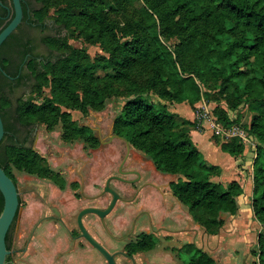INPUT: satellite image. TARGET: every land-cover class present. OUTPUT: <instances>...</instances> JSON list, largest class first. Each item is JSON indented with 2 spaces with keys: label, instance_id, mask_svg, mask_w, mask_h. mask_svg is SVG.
<instances>
[{
  "label": "trees",
  "instance_id": "16d2710c",
  "mask_svg": "<svg viewBox=\"0 0 264 264\" xmlns=\"http://www.w3.org/2000/svg\"><path fill=\"white\" fill-rule=\"evenodd\" d=\"M26 1L33 3L35 22L51 20L66 36L59 32L42 38L44 46L56 53L53 59L26 62L33 79L31 93L49 89V98L40 103L31 97L19 99L13 107L0 85L4 128L0 168L5 174L13 180L12 167L41 179L57 177L37 152L11 140L15 124L43 125L47 131L60 126L64 143L82 142L96 149L100 142L93 132L76 125L63 109L87 115L89 110L102 111L110 98H126L112 133L149 159L156 172L177 177L168 183L172 196L204 234L215 236L225 225L224 216L239 211L245 187L235 181L226 186L213 181L221 169L203 159L190 137L191 131L201 130L197 121L178 117L166 103L186 104L194 110L201 99L210 97L208 92H216L228 112L220 110L213 117L224 127L240 125L256 143L249 202L260 226L253 255L257 264H264V0H112L111 5L105 0H83L78 9L56 4L52 13L49 0ZM114 5L135 7L140 21L137 33L121 35L108 22L105 10H114ZM75 33L86 43L98 45L104 55L90 60L85 49L65 51ZM170 36L179 39L174 49L168 45ZM10 42L15 56L30 52L22 37L13 34L4 45ZM7 63L0 57V67L15 76ZM150 92L158 106L152 104ZM240 106L252 113L247 125L241 122ZM234 111L236 117L230 120L229 113ZM213 141L233 158L247 152L235 139ZM2 208L0 194V213ZM5 243L10 251V229ZM154 245V241L140 242L132 252L148 251ZM185 264L217 263L195 249Z\"/></svg>",
  "mask_w": 264,
  "mask_h": 264
},
{
  "label": "rangeland",
  "instance_id": "374dc122",
  "mask_svg": "<svg viewBox=\"0 0 264 264\" xmlns=\"http://www.w3.org/2000/svg\"><path fill=\"white\" fill-rule=\"evenodd\" d=\"M49 1L51 3L49 10L50 13H52L56 8L61 6H72L78 9L83 0ZM105 1L106 3H110V5L112 4V0ZM56 4H58V7H55ZM114 6V10H110L109 7L105 10L107 12L108 22L121 35H133L137 33L136 31L137 27L140 25V21L135 7L130 5ZM32 35L38 40L42 37L36 33ZM178 43L179 39L176 36L169 37L168 45L171 49H174ZM73 49H85L90 60L104 55L98 45L86 43L82 38L78 37L76 33L68 38L65 51H71ZM38 52L44 55L46 53L44 46H39ZM208 95H210V97L203 100L212 116L220 110L228 112L226 102L221 101L216 92H208ZM150 96L154 100L157 99L151 92ZM29 97H31L34 102L40 103L43 99L50 97L49 89H43L39 93L33 92V94L31 93V89L27 90L25 93H17L10 98L12 106L15 107L19 99L22 98L25 100ZM125 101L126 98H110L105 102L102 111L94 112L89 110L87 115H82L78 111L63 109V111L70 113L71 119L76 125L87 127L93 132V135L100 142L95 151L89 150L82 142L64 143L59 138L60 126L56 127L53 132L48 133L43 125L38 126L36 139L31 143L33 150L44 156L48 160L51 168L62 173L68 183L72 180L83 183L85 195L100 193L106 179L116 174L119 156L125 154L127 150L125 143L118 138H114V134L112 133L113 121L120 113ZM152 104L158 106L157 100L153 101ZM197 107H199L198 104L195 105L193 110L194 113H196ZM238 110L242 117L241 122L244 125L249 124L252 113H250L246 107L242 106H240ZM236 113V111L231 112L233 118L236 117ZM198 128L201 129L200 131L203 130L207 132L205 126H198ZM209 135L211 134L209 133ZM212 138L221 142V140L214 135ZM128 151L133 158L134 163L132 166L137 164L141 166V169H145L159 189L158 193H155L148 203L153 209L156 220H163L165 226L176 230V234L172 237L173 250L171 251V255H173V260H170L169 252L166 250L167 248H165V244L161 240L153 254L138 256L135 260L136 264H185L195 249H199L206 254L212 251L215 254L216 261L218 263L220 262V264H257V259L253 255V252L256 251V240L260 231V226L254 219L252 223V220L248 218V222L245 225L243 224L244 226L238 222H235V225H233L232 220L225 216V226L227 225V227L224 228V226L217 235L208 238L201 227L191 223L187 209L180 205L169 191L168 183L175 182L177 177L155 172L151 161L143 154L132 147H130ZM11 173L16 181L20 202L18 207V219L13 231V243L15 244V253L13 257L15 263L54 264L50 263L49 256L45 251V228L41 221L44 215V209L41 200L44 194L50 192V188H52L51 194H53L55 188L44 179L19 173L12 167ZM48 185L51 187L49 188ZM110 186L120 196V200L116 203L107 221L108 229L117 239L122 237L129 230L130 224L135 219L136 211L142 207L144 200H142L139 205H136V201L127 204L125 200H123L121 192L123 185L116 181H111ZM64 196L70 198L68 186L66 187ZM105 199L108 200L109 195H104V198L100 199L99 203H102ZM89 203V201L82 199L80 207L89 205ZM239 205L244 207L245 201L240 200ZM164 210H167L169 214L163 215ZM73 219L74 217L69 220V225L71 226L73 224ZM236 221H238V219ZM84 223L96 240L105 245L108 250L123 251L124 244L119 241H110V239L103 234L95 217L87 216L84 219ZM35 225L38 226L34 231ZM145 227V218H138L135 222V231L137 232ZM32 233H34L33 238L30 240ZM59 237L60 239L57 241L55 247H61L64 250L72 247V243L67 239L62 230L59 231ZM28 241L29 243L27 244ZM26 245L27 250L25 254L23 249ZM82 256L85 257L82 251L72 254V256H69L70 262L66 264H79L82 262L79 261ZM89 257L90 255L86 256V258ZM96 259V262L93 264H105L97 254ZM115 263L130 264L126 259L120 256L116 258Z\"/></svg>",
  "mask_w": 264,
  "mask_h": 264
},
{
  "label": "flooded vegetation",
  "instance_id": "af4514ba",
  "mask_svg": "<svg viewBox=\"0 0 264 264\" xmlns=\"http://www.w3.org/2000/svg\"><path fill=\"white\" fill-rule=\"evenodd\" d=\"M21 7L23 11V18L20 25L11 35H17L22 37V41L24 43H28L30 52L27 53L23 57L15 56L13 54L14 48L10 44H5L4 42L11 36H9L3 44L0 46V57L1 59L8 60L6 66L8 67V71L15 73V76H10L0 67V85L2 86V91L7 94L9 100L11 101V97L15 94L25 93L27 90L31 89L33 84L32 76L27 71L26 62L28 59H35L37 63L44 61V59H53L56 56V53L50 51L44 44L42 43V38L45 36H58L59 32H61V36H65V31H60V29L54 25L51 20H44L42 23L35 22L31 9L34 7L33 3L26 0H22ZM13 18V9L10 0H0V31L11 21ZM36 33L42 36L39 40L36 39L32 34ZM44 46L46 53L43 55L38 52L39 46ZM29 76V77H28ZM22 99V98H21ZM24 100V99H22ZM26 100V99H25ZM55 130V129H54ZM47 131L48 133L53 132ZM38 131V125L31 127H22L18 124L14 125V130L10 133L11 140L17 145H25L27 148L33 147L31 143L35 141L36 135ZM59 138L61 136V130L59 132ZM61 140V138H60ZM62 141V140H61ZM63 142V141H62ZM89 150H96L90 149ZM39 154V153H38ZM40 155V154H39ZM45 159L48 164L50 170L54 173L56 177L55 180L52 179H44L49 182L52 187H54L53 194H51L52 188H50V192L44 194L42 196V207L44 209V215L42 216V223L44 225V245L46 254L49 256L50 263L54 264H66L70 262L69 256L75 254L77 252L82 251L85 257H81L79 264H93L96 262V254L99 255V258L107 264L105 258L98 252V250L92 246L81 234L78 225V216L85 209H98L104 211L109 206L112 196L109 193L105 192L106 187L108 186L110 189L114 190L110 186L111 181H116L123 185L122 188V196L123 200L127 204L133 203L136 201V205H139L142 200H144V204L140 207L135 214L134 221L130 224L129 230L120 238H115L113 234L108 229L109 217L112 211L107 214L103 220H101L97 214L89 213L84 215L81 218V224L84 230L88 233L92 239H94L106 252L110 255L114 256V261L116 262L117 257H122L126 259L130 264H136L135 260L140 255H151L153 254L160 241L162 240L165 244L166 250L169 252L170 260H173V255H171L172 247V237L176 234V230L171 229L164 225V221H157L155 214L153 213V209L149 206V202L151 201L153 195L158 193V187L156 183L150 178V175L146 172L145 169H141V166L134 164L132 166L133 158L128 150H126L125 154L119 156V161L116 167V174L111 175L106 179L102 190L100 193H93L91 195H85L83 189V183L79 181L72 180L71 182H67V180L63 177L62 173L59 171H55L51 168L48 160ZM15 171H17L14 168ZM19 172V171H17ZM20 173V172H19ZM25 174V173H24ZM28 175V174H25ZM13 176V175H12ZM31 176V175H28ZM35 177V176H34ZM16 186V181L13 177L12 180ZM62 183L63 188L59 187V184ZM70 191V198L64 196L66 187ZM17 188V186H16ZM115 191V190H114ZM18 192V189H17ZM104 195H109L108 200H104L102 203H99L100 199L104 198ZM120 197V196H119ZM19 199V195H18ZM82 199L89 201V205L80 207V202ZM120 200V199H119ZM20 203V202H19ZM19 207V206H18ZM19 208L16 214V217L10 227V239H11V250L9 251V264H16L14 260V246L13 243V231L15 224L18 219ZM169 212L164 210L163 215H167ZM87 216H93L98 221L100 228L103 234L110 239V241H119L124 244L123 251H110L107 247L96 240L94 235L88 230L84 223V219ZM73 219L72 226L69 225V220ZM143 217L146 220V227L140 229L139 231H135V222L138 218ZM92 219V218H91ZM164 219V218H163ZM38 225H35L34 231L37 229ZM62 230L65 233L67 239L72 243V247L63 249L61 247H55L57 241L60 239L59 231ZM33 234L30 236V240L33 238ZM147 241L148 245L151 244V241L155 242V245L148 251H134L133 246L138 245L140 242ZM29 241L27 242V244ZM27 245L23 249V252L26 254ZM132 252V253H131ZM91 253V254H90ZM86 258V256H89Z\"/></svg>",
  "mask_w": 264,
  "mask_h": 264
},
{
  "label": "crops",
  "instance_id": "0c3cea01",
  "mask_svg": "<svg viewBox=\"0 0 264 264\" xmlns=\"http://www.w3.org/2000/svg\"><path fill=\"white\" fill-rule=\"evenodd\" d=\"M163 103V102H162ZM167 108L170 112L176 114L178 117L186 120L193 121L195 120V113L191 110L186 104H168L166 103ZM190 137L195 146L198 148L200 153L202 154L204 160L207 163L218 166L221 169V174L219 177L214 178L213 181L216 183H220L224 186L235 181L241 186L243 185L245 194L242 196L240 200L245 201L244 207L239 205V211L235 216H226L232 220V224L235 225V222L241 223L242 225L246 224L248 218L253 221V214L250 207V196H251V188H252V180H251V166L252 162L249 161V158H233L228 154L221 151L220 146L217 145L209 135V133L200 130H194L190 132ZM154 170V167H153ZM155 171V170H154ZM156 172V171H155ZM239 203V202H238ZM190 217V216H189ZM225 219V216H224ZM238 219V221H236ZM190 221L193 225V221L190 218ZM251 223V221L249 220ZM243 225V226H244ZM198 226V225H196ZM225 226V225H224ZM227 225L224 227L226 228ZM208 238L213 236H208ZM228 240V239H227ZM221 247V246H220ZM253 250V249H252ZM207 254L217 263L215 258V254L211 251ZM248 260V258H247Z\"/></svg>",
  "mask_w": 264,
  "mask_h": 264
},
{
  "label": "water",
  "instance_id": "95a60500",
  "mask_svg": "<svg viewBox=\"0 0 264 264\" xmlns=\"http://www.w3.org/2000/svg\"><path fill=\"white\" fill-rule=\"evenodd\" d=\"M13 9V18L11 21L0 31V46L3 42L17 29L23 18V11L21 7L22 0H10ZM4 137V128L2 119L0 117V142ZM114 138H118L113 136ZM125 143L126 149L129 150V144L121 139ZM106 193L112 196V200L106 210L101 211L98 209H85L78 216V225L82 236L94 246L98 252L105 258L107 264H116L114 261V256L106 252L88 233L84 230L81 224V218L89 213L97 214L98 217L103 220L104 217L109 214L115 207L116 203L119 201V195L108 186L105 189ZM0 194L3 198V208L0 213V264H8L7 257L9 256V251L6 248L5 238L6 235L16 217L19 199L18 192L14 182L5 174L4 170L0 168Z\"/></svg>",
  "mask_w": 264,
  "mask_h": 264
},
{
  "label": "built area",
  "instance_id": "2783aa9c",
  "mask_svg": "<svg viewBox=\"0 0 264 264\" xmlns=\"http://www.w3.org/2000/svg\"><path fill=\"white\" fill-rule=\"evenodd\" d=\"M195 113V119L198 126H205V129L212 136H216L222 142H228L230 140H237L243 146L247 148V152L243 157L249 158V161L253 163L256 157V143L254 139L248 135V133L240 125H231L229 127L222 126L208 111L203 99L198 103ZM230 120H233L231 113H229ZM252 170V166H251ZM252 179V175H251Z\"/></svg>",
  "mask_w": 264,
  "mask_h": 264
}]
</instances>
